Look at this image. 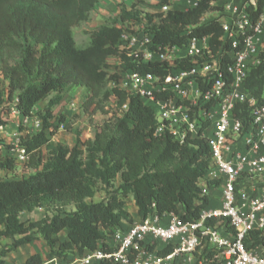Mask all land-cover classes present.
Segmentation results:
<instances>
[{"label": "trees", "instance_id": "obj_1", "mask_svg": "<svg viewBox=\"0 0 264 264\" xmlns=\"http://www.w3.org/2000/svg\"><path fill=\"white\" fill-rule=\"evenodd\" d=\"M101 1L0 0V77L7 85V98L1 105L17 98V109L31 118L39 103L51 94L81 87L87 92L85 112L94 106V112L104 111V103L112 94L118 99L119 109L128 106L121 117L105 122L93 140L78 139L72 148L50 145V137L65 122L53 113L58 99L37 113L42 130L27 136L24 147L33 162L44 149H50L49 158L41 170L28 178L0 180V243L11 241L0 246V264H8V254L38 239L45 241L51 257L65 264H70L72 257L99 248L106 250L112 235L135 221L127 210L131 201L138 219L155 212L175 213L184 222L196 221L210 206L200 182L205 180L208 188L219 186L206 180L211 156L204 141L180 145L168 136L155 137L156 120L150 106L117 88L106 90L108 60L117 54L121 36L118 21L93 32L86 48L78 47L73 30L91 19ZM168 1L160 0V4ZM214 1L217 0H202L192 11H170L159 22H154L156 15H148L150 31L161 43L182 44L187 37L180 34L195 27L189 29L190 36L213 35V43L218 44L223 30L217 21L199 26ZM257 8L256 15L263 10L264 0H259ZM139 15V11L124 9L120 19L125 22L138 19ZM140 70L163 74L151 65H143ZM245 86L264 105L263 67L251 73ZM238 109L241 118L248 121V108ZM15 162L0 160V171L14 170ZM118 178L121 183L113 194L104 201L93 202L99 184L111 188ZM68 207L75 210L67 213ZM39 209L55 214L31 221L21 219L24 213ZM64 232L66 239L60 240L58 236ZM168 253L165 249L160 255ZM18 264L45 261L35 254Z\"/></svg>", "mask_w": 264, "mask_h": 264}, {"label": "built area", "instance_id": "obj_2", "mask_svg": "<svg viewBox=\"0 0 264 264\" xmlns=\"http://www.w3.org/2000/svg\"><path fill=\"white\" fill-rule=\"evenodd\" d=\"M218 1H223L219 15L211 16L210 10L199 24L218 22L223 30L218 44L213 35L190 36L195 27L180 34L187 37L182 44H164L148 26L117 25L121 36L117 54L108 60V78L111 90L140 98L153 109L155 137L168 136L180 145L194 140L207 144L211 162L206 180L218 183L220 205L204 209L193 222L153 212L117 230L106 250L86 253L70 264H264V105L245 86L254 70L264 68V8L255 14L259 0H217L211 7ZM201 2L169 0L160 6V18L170 11H192ZM143 65L163 74L143 72ZM111 98L118 108L116 96ZM17 103L15 98L0 106L5 123L0 124V141H10V153L19 163L28 157L27 136L24 130L10 136L9 129L31 123V137L42 130V120L24 117ZM244 106L248 121L238 111ZM127 109L126 104L119 110L123 115ZM64 128L61 123L59 130ZM200 186L208 188L205 180ZM165 249L169 253L160 255Z\"/></svg>", "mask_w": 264, "mask_h": 264}, {"label": "rangeland", "instance_id": "obj_3", "mask_svg": "<svg viewBox=\"0 0 264 264\" xmlns=\"http://www.w3.org/2000/svg\"><path fill=\"white\" fill-rule=\"evenodd\" d=\"M162 5L163 4H160V0H102L93 11L91 19L73 30L76 43L79 48H86L90 44L91 35L93 32L97 31L102 26L108 24L113 25L115 20L119 23H117V25L121 27L138 25L141 27L148 26V29H150L152 25L149 22L147 16L156 15L154 22H159L161 20L160 15H162L160 14V6ZM124 9L133 12L139 11V18L122 22L120 15ZM215 10H217L216 7L211 9L212 12ZM109 82L106 86V90L111 91ZM6 86L5 80L0 77V105L1 101L7 98ZM86 97V90L81 87H72L68 88L63 93H53L45 101L39 103L37 110L34 113L35 118L40 117L37 113L40 111L43 112L51 100L58 99L53 107V113L56 117L65 119V122H63L65 124L64 130L58 129L55 131L56 134L50 137V145L54 146L59 144L72 148L76 145L78 139L82 142L91 141L95 138L96 132H98L104 126L105 122L122 116V112L120 113V110L116 107L114 100L111 97L105 101L104 111L94 112L97 107L94 106L90 112H85L83 105L86 101ZM73 104L75 105L74 108H72ZM23 130L24 135L29 136L33 131L32 124L30 123L27 126H21L17 131L15 128H11L9 129L8 133L10 136H12L16 132ZM7 141L9 140L2 139V141H0V160L2 161L13 159V156L15 155L10 153V150L13 148V146L10 144V141ZM49 152L50 149H44L42 152L37 153L35 155L34 162L31 161L29 157L24 159V162H15L14 170L0 171V180L8 181L28 178L34 174L36 170H41L43 168V165L49 158ZM120 183V179L118 178L113 183V187L111 188H107L102 184H99L96 187V194L93 202H101L107 199L115 192ZM214 202L218 204L219 200L215 199ZM74 210V207H68L65 209L67 213L73 212ZM127 210L132 215V217L135 215L136 220H138L136 207L132 201L128 203ZM46 214L52 216L55 214V212L47 213L46 210L39 209L32 213H24L21 216V219L23 221L42 219L46 216ZM58 237L60 240H65L66 233L64 232ZM10 242L11 241L3 240L0 243V246L8 245ZM74 259L75 257H72L71 261Z\"/></svg>", "mask_w": 264, "mask_h": 264}, {"label": "crops", "instance_id": "obj_4", "mask_svg": "<svg viewBox=\"0 0 264 264\" xmlns=\"http://www.w3.org/2000/svg\"><path fill=\"white\" fill-rule=\"evenodd\" d=\"M222 2L223 1L216 2V5H214L213 9L216 7L217 10L214 11L213 15L211 16H216L217 14L219 15V13L222 10L220 8ZM235 3L239 4V1H235ZM177 5L178 4H175L174 6L176 7ZM202 188L205 189L207 196H209L210 198L209 207H212V208L218 207L220 205L221 191L215 188H204L203 186ZM215 199L219 200L218 204L214 202ZM136 214H137V209H136ZM133 219L136 220L135 215ZM122 224L126 225L127 223L123 222ZM35 254L41 255L45 261V264H65L61 259H57V258L50 256L49 248L46 246L45 241L42 239H38L34 241L33 243H31L30 245L22 246L16 252L8 254L6 257V261L8 264H18V263L25 261L29 256H32Z\"/></svg>", "mask_w": 264, "mask_h": 264}]
</instances>
